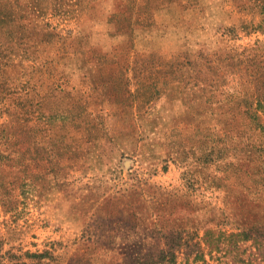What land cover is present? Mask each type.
I'll use <instances>...</instances> for the list:
<instances>
[{"label":"rangeland","instance_id":"374dc122","mask_svg":"<svg viewBox=\"0 0 264 264\" xmlns=\"http://www.w3.org/2000/svg\"><path fill=\"white\" fill-rule=\"evenodd\" d=\"M0 264H264V0H0Z\"/></svg>","mask_w":264,"mask_h":264}]
</instances>
